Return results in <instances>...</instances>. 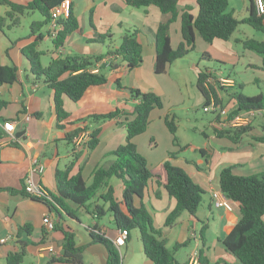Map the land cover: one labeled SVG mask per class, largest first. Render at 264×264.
Wrapping results in <instances>:
<instances>
[{"label": "crops", "instance_id": "crops-1", "mask_svg": "<svg viewBox=\"0 0 264 264\" xmlns=\"http://www.w3.org/2000/svg\"><path fill=\"white\" fill-rule=\"evenodd\" d=\"M13 1L26 4L30 0ZM71 1L79 20L86 15L90 22V13L96 0H68L63 3L62 8L67 10ZM123 1L125 6L121 7L114 21L118 23L121 38L128 31L138 30V38L143 48V61L133 69H130L127 63H123L116 69L109 70L107 84L91 87L79 102L73 101L64 94V107L70 113L68 121L85 117L90 113H105L116 107L131 110L132 101L127 89L129 87L139 88L143 91H155L159 95L174 90L171 100L179 102L178 99L180 98L179 100L182 101L184 96L180 91L177 79L181 83L184 81L186 87L188 80L190 83L193 82V64L186 68L183 67L188 55L175 60L168 66L165 74L174 73L178 77L170 79L172 82L165 81L159 76L161 74L155 73V32L160 22L167 21L170 14L161 12L154 5L132 7L127 5L125 0ZM187 6L192 8L191 12L194 15L198 14L197 0H178L180 15L170 27L171 43L174 48H177L183 41L181 13ZM6 7L8 9L4 12L9 10V7ZM36 12L38 11L32 12V14ZM0 14L2 13L0 12ZM26 14H30V12H26ZM42 20L43 18L32 20V22ZM15 27L7 26L0 31L1 62L5 65L16 66L18 72V79L15 82L0 86V239L10 236L6 242L0 241V264H6L9 252H18L22 249L26 251L22 264H74L67 261H51L53 255H62L65 249L63 233L60 230L47 232L44 237L46 216L53 218L55 223L59 222L65 228L73 230L79 245H87L82 264H108L106 245L100 242L91 243V240L92 232H94L100 233L114 242L121 228L116 226L111 213L98 218L85 212L75 202L65 199V204L75 215H69L58 205L61 212L59 214L57 210H51L43 200L28 194L25 191V184L27 176L31 174L32 158H38L44 165V171L43 173H33L34 181L42 186L49 198H51V194H57L56 171L59 168H66L73 159V143H68L63 136L66 132L85 125L88 126V131L97 127L101 129L99 145L90 150L87 157L81 159L83 177L90 183L94 170L99 166L111 164L115 160V155L112 152L126 141L125 116L100 121L87 118L68 129H59L56 126L54 90L42 79L36 77L31 70L29 60L22 53L23 47L34 42L37 35L43 32L42 28L38 34L31 35L30 31L26 35L18 37L9 33ZM47 28L49 30L50 24L47 25ZM94 31L95 28L90 23L87 29L80 25L79 30L67 37L64 45L59 48L55 47L56 54L51 59L71 53L78 54L76 52L87 55L106 54L109 49L119 46L120 43L104 50V48L96 46V42H89L93 38ZM47 38L52 40L48 33L42 40ZM201 39L197 35L196 44H202ZM40 42L38 49L45 54L46 51L39 47ZM74 43H77V47L71 48ZM82 43L85 45L82 46ZM95 46L97 49H93ZM188 68L191 73L190 79ZM212 71H216L218 74L223 73L222 69H212ZM118 79H120L122 87L118 86ZM236 84L237 81L234 85ZM229 86L233 85L229 84ZM228 105V107H233L234 100L230 101ZM169 106L163 105L160 108H155L151 113V122L147 130L134 138L139 152L148 159L150 168L157 175L151 184L148 197V207L153 216L154 225L156 228L162 229L160 238L166 239L167 246L172 240L170 239L171 235H174L176 243H183L191 239L193 227H196L200 234V230L204 226L206 227L204 251L211 261L220 264H237L238 258L225 248L222 240L240 220L239 204L233 202L232 210L216 207L211 192L214 189H220V173L225 167L233 166L234 172L238 175H252L264 171V143L254 138L264 135V117L256 118L255 122L251 124L250 133L244 134L239 143L233 142L226 136L218 137L214 129L210 137L204 132L203 134L209 139L210 146L207 147L201 143L186 141L180 136H177L178 143L174 141V135L166 125L165 117L173 115L177 120L178 116L176 113H171ZM28 114L30 119L23 121V118ZM7 120L17 122L14 138L3 127V123ZM177 124L178 132L180 126L178 122ZM148 140L155 142L158 152H154L152 149L151 141L148 145ZM193 150H199L202 159L195 161L187 157V153ZM168 159L184 168L204 190L197 215L192 216L188 212H184L178 223L172 227L164 226L169 212L176 206V199L169 195L164 186L167 181L164 162ZM157 178L162 182L160 187L155 182ZM110 183L115 187L117 197L122 199L124 189L122 182L117 178H112ZM157 189L160 190L159 197L155 195ZM101 202L97 201V203ZM28 224L32 227L31 233L22 229ZM202 245L203 243L200 241V246ZM51 247L54 248V252L50 251ZM123 249L125 253L121 264H155L145 253L138 229L129 231L126 243L119 248L121 253ZM189 256L190 254L188 258ZM187 260L178 261V263H184Z\"/></svg>", "mask_w": 264, "mask_h": 264}, {"label": "trees", "instance_id": "trees-1", "mask_svg": "<svg viewBox=\"0 0 264 264\" xmlns=\"http://www.w3.org/2000/svg\"><path fill=\"white\" fill-rule=\"evenodd\" d=\"M66 0H30L26 4H20L13 0H0V4L9 7L5 15L0 14V31L5 27H15L20 24V15L29 11H39L44 19L31 23V35L38 34L40 28L49 25L53 19L52 12L61 7ZM132 7L157 6L161 12L170 14L167 21L160 22L155 32L156 62L155 73L163 74L168 66L175 60L192 52L196 47L197 35L205 42L213 44L219 39L228 41L236 31L240 23L246 22L256 30L264 32V14H258L254 0H249V15L245 19H238L234 11L229 10L230 0H197L198 14L194 15L190 6L183 8L181 13V33L183 41L177 48L171 43L170 27L180 15L178 0H125ZM92 10L90 13L91 26ZM59 29L53 43L56 48L64 45L67 37L80 29V20L75 13L74 4L71 1L67 13L57 18ZM50 36V28L47 31ZM45 33L37 35L34 42L23 47L22 53L30 62L31 70L38 79H42L54 90V107L59 129H68L75 124L91 118L95 121L125 116L127 130L126 141L112 152L115 160L106 166L97 167L92 174V181L88 183L83 177L81 159L87 157L90 150L95 149L100 143L101 129L93 128L90 137L84 142L80 150H75L73 139L82 131H88V126H78L64 134L63 138L68 143H73V159L64 169H57L56 182L57 194H51V198L34 195L43 200L51 210H57L60 214L61 207L69 215L75 213L65 204L69 199L84 209L92 216L101 218L107 213L113 215L117 227L127 229L128 232L138 229L146 255L155 264H179L173 251L167 246L165 238H160L162 229L156 228L153 216L148 207L149 189L154 178L157 177L149 166L148 159L142 155L134 138L143 134L150 125L151 113L155 108L163 105L161 96L155 91H143L139 88H127L132 101V109H120L116 107L105 113H90L85 117L68 121L70 113L64 107L63 95H67L73 101L79 102L91 87L107 84L109 70L116 69L123 63H127L130 69L139 66L143 61L142 43L138 38V30L126 32L118 47L109 49L106 54H67L51 59L47 66L43 65L41 57L43 51L38 49V43L44 38ZM51 37V36H50ZM244 49L258 53L262 57L260 68L264 70V40L246 38L239 40ZM118 56L109 65L99 64L108 55ZM98 68V71H94ZM219 70V69H217ZM209 77H215L210 68L202 69L198 74L197 86L204 96L205 107L211 103V95L214 94L217 104L223 107L215 90V84L208 81ZM18 79L17 67L5 65L0 56V86L5 83H13ZM119 87L120 79L117 80ZM236 85H233L235 87ZM234 105L230 116L241 111L264 110V94L246 95L242 91L232 95ZM230 103V102H229ZM133 118H130V117ZM218 118V117H217ZM165 123L174 135V141L178 143L176 136L177 120L173 115H166ZM214 128V127H213ZM252 126L226 128L218 130L214 128L218 137H229L233 142L239 143L244 134H249ZM1 138V132H0ZM257 141L264 143V135L255 136ZM173 155L171 154V157ZM167 173V181L164 183L170 196L176 199V206L172 209L166 220L165 227H172L184 212L192 216L197 211L203 199L204 190L192 179L191 175L182 167L174 164L171 159L164 162ZM112 178L119 179L123 184L122 199L116 195L115 187L110 183ZM160 187L162 182L156 179ZM220 189L229 198L231 203L239 204L240 220L222 240L225 248L238 258L237 264H264V171L252 175H238L233 166L222 169L220 173ZM26 191V190H25ZM160 196V190L155 191ZM102 201L97 203V201ZM29 233L32 227L28 224L22 227ZM205 229L200 230V238L203 243L200 246V264H220L212 262L205 254ZM54 230L63 233V245L65 252L62 255H53L51 261H67L74 264H82L87 245H79L76 233L65 228L59 222L55 223ZM45 229V236L47 235ZM190 241L177 243L175 248L185 246ZM100 242L106 245L108 250V264H121V251L114 242L100 233L92 232L91 243ZM26 251L9 252L6 264H22Z\"/></svg>", "mask_w": 264, "mask_h": 264}, {"label": "rangeland", "instance_id": "rangeland-1", "mask_svg": "<svg viewBox=\"0 0 264 264\" xmlns=\"http://www.w3.org/2000/svg\"><path fill=\"white\" fill-rule=\"evenodd\" d=\"M123 2V0H96V4L92 9L91 15L95 31L93 32L92 40L89 42H96V46L102 47L104 50L120 43V28L117 21H114V18L119 13L121 7L125 6L123 5ZM248 7L249 0H230L229 10L234 11V15L240 20L248 17ZM6 9L8 8L5 5H0V12L2 15L6 14V12H4ZM29 12L30 14L25 13L20 15V24L9 32L11 35L22 37L31 31L30 24L32 20L44 19L43 15L39 11L33 14L32 12L35 11ZM89 23L88 16L85 15L80 18V25L84 29L88 28ZM42 31L47 34V25L42 27ZM246 38L264 40V32L256 30L248 23L243 22L240 23L231 39L228 41L219 39L216 43L210 44L201 39L202 44H196L195 49L186 57V63H183L184 68L191 64L194 66V71L192 73L193 82L190 83L188 80L187 87L185 82L183 81L181 83L179 79H177V75L174 73H164L159 75L168 82H172L170 79H177L180 91H182L184 96L182 101L179 100L180 98H176L179 102H172L171 99L172 96H174V90L171 92L167 91L166 94L160 95L163 105H170L169 107L171 108V113H176V116H178L177 122L179 123L180 129L176 136H180L186 141H194V143H201L203 145H207V147L210 146L209 139L203 133H207L208 137L211 136L214 129L211 123L215 120L219 111L215 112L209 107H205V99L196 86L198 73L202 69H222V74H218L216 71H213L215 77L212 78L213 83L217 85L218 100L221 101L224 108H228L230 111L232 107H228V104L235 92L242 91L244 94L250 96L260 93L264 94V70L260 68L261 56L254 51L243 48V45L239 40ZM84 45L85 44L82 43V46ZM96 46L93 49H97ZM39 47L46 51V53L42 56V62L47 66L52 56L56 54L55 45L50 38H47L40 42ZM76 47L77 43H74L71 46V48ZM76 53L80 54V52ZM190 75L191 73L188 68L189 79ZM222 78L234 79L237 81V84L235 87L229 85L223 86L221 83ZM263 117L264 111L257 112L252 116L251 121L244 126H249L255 122L256 118L261 119ZM150 141L154 152H158L155 148L156 144L154 141L148 140V145ZM187 157L195 161L202 159L199 150L188 152ZM135 234L136 232L134 231V235ZM176 234L178 233L176 232ZM170 239L172 240L168 244V247L173 251L177 261H185L188 259V255L191 254L197 247V243L193 238L190 239L187 245L180 248H175L177 243L174 235H171ZM124 253L125 251L123 249L121 257H123Z\"/></svg>", "mask_w": 264, "mask_h": 264}, {"label": "built area", "instance_id": "built-area-1", "mask_svg": "<svg viewBox=\"0 0 264 264\" xmlns=\"http://www.w3.org/2000/svg\"><path fill=\"white\" fill-rule=\"evenodd\" d=\"M68 1V0H66ZM65 1V2H66ZM256 10L258 14L262 15L264 14V0H254ZM63 5V4H62ZM69 8V7H68ZM68 9H64L61 7H57L53 10L52 16L53 19L50 23V31H51V37L54 38L57 34V31L59 29V25L57 22V18L62 15L63 13H67ZM118 56L111 54L105 57L103 60L99 62V64H107L109 65L111 61L116 60ZM98 68H95L94 71H98ZM208 81H210L213 84V78L209 77ZM221 83L224 86H228L229 84L234 85L235 81L230 78H222ZM215 90L218 96V89L217 85L215 84ZM211 110L219 111V113L216 115L215 120L212 122V126L218 130L226 129V128H237L244 125H247L250 121L253 115H255L257 112H262L264 110H247V111H241L240 113L230 116V110L228 108L222 107L220 104H217L216 98L214 94L211 95V103L209 106ZM218 117V118H217ZM30 119V115H26L23 118V121H27ZM3 127L7 132H9L12 137L14 138V131L17 127V122L12 120H7L3 123ZM90 137V131H82L78 135H76L73 139V143L75 145V150H80L84 144L85 141H87ZM44 171V165L39 161L38 158H32V167H31V174H29L26 178V184H25V190L28 194L34 196H45L48 197V194L45 192V190L42 188L41 185L36 184V182L33 179V173H43ZM213 197V202L216 207H224L227 210H232L233 205L229 198L223 193L221 189H214L211 192ZM45 228L48 232L54 230L55 220L51 218L50 216H46L45 220ZM129 232L127 229H120L119 235L115 238L114 243L115 245L120 248V246L124 245L127 241ZM191 238H193L196 243L197 247L196 249L190 254L188 260L184 263L179 264H200V234L196 227L192 228L191 231ZM8 239H10V236H5L0 239L1 242H6ZM51 252H54V248H50Z\"/></svg>", "mask_w": 264, "mask_h": 264}, {"label": "water", "instance_id": "water-1", "mask_svg": "<svg viewBox=\"0 0 264 264\" xmlns=\"http://www.w3.org/2000/svg\"><path fill=\"white\" fill-rule=\"evenodd\" d=\"M19 135V134H18Z\"/></svg>", "mask_w": 264, "mask_h": 264}]
</instances>
